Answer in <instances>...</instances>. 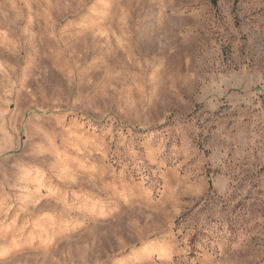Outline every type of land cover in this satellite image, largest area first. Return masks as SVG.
<instances>
[{
    "label": "clouds",
    "instance_id": "9594fccd",
    "mask_svg": "<svg viewBox=\"0 0 264 264\" xmlns=\"http://www.w3.org/2000/svg\"><path fill=\"white\" fill-rule=\"evenodd\" d=\"M53 28L83 49L46 96ZM114 28L122 48L96 42ZM0 67V173L24 194L0 214L55 189L106 220L55 255L5 229L0 264H264V0H0Z\"/></svg>",
    "mask_w": 264,
    "mask_h": 264
},
{
    "label": "rangeland",
    "instance_id": "374dc122",
    "mask_svg": "<svg viewBox=\"0 0 264 264\" xmlns=\"http://www.w3.org/2000/svg\"><path fill=\"white\" fill-rule=\"evenodd\" d=\"M22 2V0H21ZM78 22V21H73ZM63 26V22L62 25ZM73 29H67L63 36L59 35L55 28L50 29L49 34L43 38V42L39 39L38 49L39 57H37L38 65H42L45 69L41 73L44 78H47L48 83L45 84V95L51 94L50 85L55 83L57 77L56 72L59 74V69L63 66L62 61L69 52L73 53V59L76 54L82 51L83 44L80 42V38L73 35ZM111 40L112 44L116 48H122L124 44L121 33L115 28L109 35L97 36L96 42L103 44L106 40ZM75 49V52H73ZM54 65V66H53ZM48 76H47V72ZM6 77L8 79H6ZM12 77L11 71H6L3 67H0V109H3L5 105L6 90L11 91V96L8 97L7 109L15 107L13 100L16 92L15 88L9 89V80ZM19 85H16L18 87ZM3 150V137L0 135V151ZM11 150V149H10ZM110 179V177H106ZM15 180L9 177L5 182L4 175L0 173V213L3 211V206L7 200L10 204L18 203L17 196L23 195L19 185L13 187ZM42 195L49 198L50 203L44 207L43 210L32 212L30 214L21 213L19 216L16 215L15 211L8 212V219H5L0 214V220L3 224H0V232L5 229L11 232H17L20 236L18 244L23 249L32 237L37 239L34 243L40 245L43 253L51 252L55 255L57 246L64 247L65 243L76 239L74 234L80 228L82 224H88L91 228L93 226L102 228L106 223L103 215L89 214L85 209L87 207L86 202L83 198L76 200L75 203L82 206V210L78 213H74L70 207H66L65 204H70L65 198V204H56V200L60 197L57 195L56 190L53 189L49 192L47 189L42 190ZM70 200L73 198L70 196ZM44 203L43 201L41 202ZM39 208V205L37 206ZM111 205H109L105 211L110 212ZM47 213V215H45ZM14 221V223H13ZM27 224V227H25ZM22 230V231H20ZM78 235V233L76 234ZM67 259V256L65 257ZM54 264V261L52 262Z\"/></svg>",
    "mask_w": 264,
    "mask_h": 264
}]
</instances>
